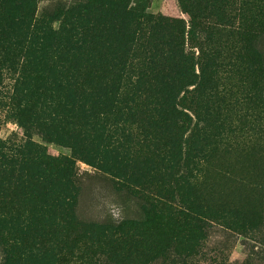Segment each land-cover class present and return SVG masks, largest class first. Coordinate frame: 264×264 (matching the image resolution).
I'll return each instance as SVG.
<instances>
[{
	"label": "trees",
	"instance_id": "trees-1",
	"mask_svg": "<svg viewBox=\"0 0 264 264\" xmlns=\"http://www.w3.org/2000/svg\"><path fill=\"white\" fill-rule=\"evenodd\" d=\"M38 2L0 0V110L25 137L0 138L2 264H192L210 222L251 228L256 209L210 191L220 154L262 147L264 0H176L187 20L150 0ZM76 158L146 203L131 231L72 212Z\"/></svg>",
	"mask_w": 264,
	"mask_h": 264
},
{
	"label": "rangeland",
	"instance_id": "rangeland-1",
	"mask_svg": "<svg viewBox=\"0 0 264 264\" xmlns=\"http://www.w3.org/2000/svg\"><path fill=\"white\" fill-rule=\"evenodd\" d=\"M56 0H39L37 14L44 6L51 9ZM65 1V0H62ZM149 12L180 17L187 20V15L180 11L176 0H150ZM264 48V40L261 41ZM250 135V134H249ZM247 136L246 138H244ZM33 139L41 142L49 154L53 156L70 155L69 148L53 142L41 141L38 135ZM239 138L243 146H251L254 141L248 135ZM0 138L6 145L24 140L22 130L9 118L4 110H0ZM262 147L253 148L249 153L226 151L221 155L222 163L214 168L224 174L222 182L212 187L213 197L224 202L231 209L245 211L256 209V223L241 232L238 229L222 226L214 222L205 226L198 255L192 264H208L227 258L231 264H241L249 258L250 264H264V139L259 140ZM73 184L70 187L69 203L72 212L84 223L101 226L112 234L121 228L131 231L132 224L145 217L146 203L136 194L120 188L107 173L83 163L76 158ZM179 174L190 179V171L179 168ZM203 184L199 193L205 197ZM207 198V197H206ZM236 230V231H235ZM199 242V244H200ZM3 262V244L0 242V264ZM164 260L155 258L150 264H164Z\"/></svg>",
	"mask_w": 264,
	"mask_h": 264
}]
</instances>
